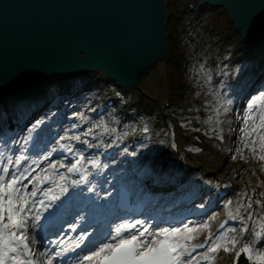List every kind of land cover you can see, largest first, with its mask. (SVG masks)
Returning a JSON list of instances; mask_svg holds the SVG:
<instances>
[{"label": "rangeland", "instance_id": "374dc122", "mask_svg": "<svg viewBox=\"0 0 264 264\" xmlns=\"http://www.w3.org/2000/svg\"><path fill=\"white\" fill-rule=\"evenodd\" d=\"M177 1L179 20L172 53L179 57L178 66L171 69L168 52L146 65H137L136 73L143 91L139 98L133 97L130 89L114 88V84L110 83L113 89L112 96H122V105L116 108L109 118L104 117L102 120H94L93 112L87 114L91 137L97 144L116 145L125 141L128 135L136 138L141 131L143 119L149 126L157 123L158 126L164 127L170 124L172 128L166 136L170 138L171 144L164 149L165 151L152 154V151L146 148L147 150L141 153L142 148L138 147L136 153L139 159L156 162L161 160L159 171L167 180L181 178L183 198L190 202L189 209L200 219L193 226L209 221L216 209L224 212V215H228L229 207L234 213L239 209L238 214L246 216L249 198L253 202L250 210L253 221H256V212L264 217V209L259 204L256 205V201H264V195H261L264 193V161L257 160L250 150H244L239 128L242 123L241 113L246 108L247 101L260 90H264L262 84L264 78L259 90L245 97L236 91L237 85L230 82L244 74L247 66L244 57L248 55L246 51L251 49L250 47H254L249 51L250 53L254 51L256 56L262 51V46L258 43L260 36L257 35L251 42L244 44L241 40V31L235 28L226 9L190 12L187 2H183L182 6L180 5L182 1ZM185 22L190 25H185ZM172 73H175V76H171ZM97 75L95 73L85 75V80L96 83ZM79 77L84 78L83 75ZM172 83L180 90L178 97ZM226 96L233 98L234 103L227 113L221 110L217 117L215 108ZM168 102L171 103V113L177 115L190 113L189 118L195 121L197 129L205 130L207 133L181 130L178 120L169 115ZM212 129L216 130L213 133L218 136L208 131ZM221 130L223 140L219 138ZM1 136L0 158L6 160L12 156L15 160L17 152H14L10 141L6 139L7 136ZM146 136H143L144 139L140 143L143 144V148L149 139V136ZM237 149L241 151L238 152ZM18 150H21V147ZM206 152L209 154L220 152V158L216 159L222 162L223 169L226 170L230 166L235 169L237 176L232 179L227 171L220 177V172L205 159L214 160ZM28 164L29 160L22 162L21 167ZM190 166L194 170L188 173ZM187 175L190 177L186 179ZM217 178L224 180L222 182H226L227 185L217 184L216 182L221 180ZM229 182L234 183L235 187L229 191L227 198L217 200L215 197L217 185H221L226 191ZM208 183L210 189L207 188ZM255 191H258L257 195L254 194ZM242 192L247 193V196H241ZM238 194L239 200L233 203ZM227 200H232L231 206L226 204ZM201 204L204 205L203 208L199 207ZM253 221L248 225L251 232L255 227ZM207 223L210 228L201 229L200 232L207 233L211 230V224ZM233 227L237 228V232L228 233L229 237L240 233L238 221Z\"/></svg>", "mask_w": 264, "mask_h": 264}, {"label": "snow or ice", "instance_id": "6c2138e0", "mask_svg": "<svg viewBox=\"0 0 264 264\" xmlns=\"http://www.w3.org/2000/svg\"><path fill=\"white\" fill-rule=\"evenodd\" d=\"M233 103V98L226 96L215 108L217 117L221 110L227 113ZM241 119L239 132L244 150H250L257 160L264 161V90L247 101ZM144 131H148L147 126ZM90 133L91 129H88ZM219 138L223 140L222 130ZM74 139L79 140V135ZM24 143L27 144L28 140ZM90 146L85 142V148ZM61 148L65 158L70 157V162H62L60 167L66 171H56L55 176L33 175L32 164L39 167V160H48L51 151L37 153L39 160L36 155L26 154V148L19 151L15 160L12 156L6 160L0 158V264H201V260H215L221 250L235 252L234 264H264V251L260 250L264 248L261 242L264 240V217L253 221L250 199L246 204V216L239 215V209L237 213L230 207L228 210V217L238 221L240 233H248L249 222L253 221L255 227L247 240L242 235L229 237L228 233L237 232L236 227H230L227 232L215 236L209 231L204 241L191 243L201 229L210 228L207 222L193 227L190 226L192 221L173 223L155 217L127 216L121 217L114 225L110 224L106 232L97 230L93 235L88 229H81L75 240L70 236L67 239L49 238L46 225L41 221L57 217L66 202L62 197L72 199L68 195L70 188L75 190L74 195L94 193L97 178L107 167L101 163L98 153L86 157L85 149L67 144ZM28 160L31 164L22 168V162ZM47 167L56 170V162H50ZM42 171L47 173V169ZM46 183L47 188L44 187ZM241 196L246 197L247 193L242 192ZM256 203L264 209V201ZM226 204L231 206L232 200H227ZM44 213L48 215L44 216ZM69 227L75 230L77 225ZM34 245L38 246L35 251ZM198 249L204 251L197 254ZM242 254L244 261L240 259Z\"/></svg>", "mask_w": 264, "mask_h": 264}, {"label": "water", "instance_id": "95a60500", "mask_svg": "<svg viewBox=\"0 0 264 264\" xmlns=\"http://www.w3.org/2000/svg\"><path fill=\"white\" fill-rule=\"evenodd\" d=\"M202 1L229 8L245 36L262 29L264 0ZM158 2L0 0V100L82 68H101L137 87L134 66L166 51Z\"/></svg>", "mask_w": 264, "mask_h": 264}, {"label": "bare ground", "instance_id": "6f19581e", "mask_svg": "<svg viewBox=\"0 0 264 264\" xmlns=\"http://www.w3.org/2000/svg\"><path fill=\"white\" fill-rule=\"evenodd\" d=\"M158 5L160 6L159 10L157 11V19H158V26L160 27V32L161 33H164L165 30H164V17H165V13H164V10L162 12V8H163V3L160 1L158 2ZM163 56V55H162ZM246 75L243 77V80H246ZM259 84L262 83V81H259L258 82ZM245 94V92L243 91L242 92V95ZM11 108V107H10ZM8 115V114H7ZM3 132V130L1 131ZM214 153V152H213ZM209 154L206 152V154L210 157V158H214V160H211V159H207V162L210 163L212 166H214L216 168V170L218 172H220L219 176L220 175H223L225 173H230V177L232 179H234L236 176H237V172L235 171V169H233L232 167H228V169L224 170L223 169V166H222V162L218 161L216 158L221 156L220 152L218 154ZM122 153H116L115 155L116 156H120ZM36 158L39 160V156L36 155ZM204 158V157H203ZM42 163V164H41ZM49 160H39V167H37V170H38V173L42 174L44 173L42 170L44 169H47V172L50 171V168H48V164H49ZM124 163V162H123ZM161 164H162V161L159 160V161H146L145 159H141L138 163H133V167H138L139 170L138 173L136 175H141V179L142 182L145 184V185H149L151 189L157 191V192H162L164 198L169 201L170 199H174L177 197V195L179 194L180 195V184H177L179 186H173L172 188H170V184L167 183V181L164 179L162 173L159 171L160 170V167H161ZM124 165V164H123ZM141 165H144V167L140 168ZM208 166V165H207ZM34 167H36V165L34 164ZM126 167V166H125ZM209 167V166H208ZM34 175V174H33ZM135 175V176H136ZM190 177V175H187L186 179ZM221 177V176H220ZM133 181V180H132ZM141 182V181H140ZM133 184H135L133 182ZM208 189H210V183H208V186H207ZM171 192H175L174 195L171 196V198H169V195L172 194ZM258 191H255L254 194L257 195ZM210 194V193H209ZM239 197V196H238ZM238 197L235 198L234 202L238 201ZM250 199V198H249ZM181 201V208L179 209V211H186L187 208L186 206L189 205L188 204V200L187 199H180ZM211 201V199L209 200ZM186 205V206H185ZM257 205V203H256ZM71 209V208H70ZM68 212L69 211V208H68ZM222 212V211H221ZM223 215V213H220L219 211H216L214 212L212 215H211V218H210V223H212V227L216 228V225H217V221L221 218V216ZM256 216L257 217H261V215L256 212ZM223 217V216H222ZM61 217H58L57 220H59ZM68 221V220H67ZM191 221V220H190ZM58 222L57 221L56 223H54L55 225H52L50 227V230L51 231H56V228L58 225ZM68 228H69V225H67ZM249 227V226H248ZM250 230V229H249ZM247 233H240V234H237L236 236H240L242 235L244 237V239H248L249 237L246 236ZM55 235V234H54ZM79 235V234H78ZM78 235L76 237H72L73 240H75ZM53 236V233H50V237L51 238ZM207 236V233L205 232H200L197 234V239L192 241L191 243H198L200 241H203V239ZM56 238L60 237V236H55ZM71 242V241H70ZM263 243H264V240H263ZM237 247H239V245H237ZM261 251H264V248H261L260 249ZM234 259H235V252H225L223 250H221L216 259L213 260V261H209V264H234ZM251 264V262H250Z\"/></svg>", "mask_w": 264, "mask_h": 264}, {"label": "trees", "instance_id": "16d2710c", "mask_svg": "<svg viewBox=\"0 0 264 264\" xmlns=\"http://www.w3.org/2000/svg\"><path fill=\"white\" fill-rule=\"evenodd\" d=\"M171 35H172V34L170 33V37H171Z\"/></svg>", "mask_w": 264, "mask_h": 264}]
</instances>
